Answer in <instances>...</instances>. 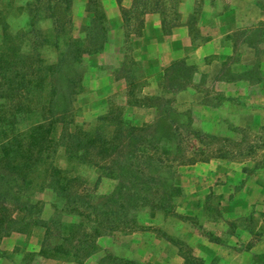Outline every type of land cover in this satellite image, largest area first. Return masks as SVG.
Masks as SVG:
<instances>
[{"label": "rangeland", "instance_id": "1", "mask_svg": "<svg viewBox=\"0 0 264 264\" xmlns=\"http://www.w3.org/2000/svg\"><path fill=\"white\" fill-rule=\"evenodd\" d=\"M53 2L0 0V65L14 61V68L20 69L19 55L35 45L43 63L59 64L69 39L88 45L86 32L94 18L89 4L83 8L80 3L75 12L72 7V23L64 25L63 33L58 35L50 12L62 21L65 17ZM202 3L204 0H196L194 4L192 28ZM259 5L264 10V0H259ZM91 6L98 8L102 4L93 0ZM179 7L180 3L178 12ZM33 14L42 42L26 33ZM221 26L226 28L225 23ZM249 28L218 40L220 48L224 47L220 51L225 59L217 74L208 76L198 70V63L211 60L217 56L214 53L202 60L196 55L178 59L190 67L191 77L184 76L182 82L185 89L196 91L193 99L178 95L182 90L177 88L174 69L148 72L134 48V39L139 37L134 34L130 47L124 40L118 50L106 55L102 50L83 54L73 68L64 63V74L82 78L72 100L70 118L74 121L70 127L77 124L93 128L102 123L100 117L112 112L135 126L137 134L157 138L158 143L156 146L149 141L155 146L139 148L141 167L136 174L141 179L135 185L121 166L108 174L93 163L68 162L61 154L56 163L80 178L77 186L88 194L89 206L107 209L111 216L120 217V226L96 236L92 219L57 212L59 206L55 210L53 205L58 204L56 194L35 186L30 197L31 202H37L35 210L40 206V216L45 220L55 212L59 221L50 223L47 237L45 228L39 226L2 237L0 260L8 264H123L116 258H124L135 264H187L184 255L191 254L203 264L202 255L215 254L213 260L220 264H264V20ZM245 43L255 48L256 61L240 69L236 63ZM51 78L54 85L59 83L55 73ZM246 79L249 82L242 83ZM133 100L142 104H134ZM164 109L170 112L174 126L162 120ZM40 121L41 113L31 114L20 127L39 125ZM166 132L173 136L165 138ZM145 155L150 157L146 163L152 161L157 166H142ZM142 167L146 174L140 172ZM143 178L150 197L134 204L138 196L135 188L140 187ZM162 199L165 202L159 205ZM8 208L7 216L18 215L14 204ZM71 230L74 237L66 240ZM85 234L95 247L90 256L83 258L86 251L77 249L86 243L76 238ZM250 248L253 257L248 260L242 252Z\"/></svg>", "mask_w": 264, "mask_h": 264}, {"label": "trees", "instance_id": "2", "mask_svg": "<svg viewBox=\"0 0 264 264\" xmlns=\"http://www.w3.org/2000/svg\"><path fill=\"white\" fill-rule=\"evenodd\" d=\"M35 1L42 2V0ZM92 2L93 0H88L90 5L88 9L94 11V18L93 26L87 28L86 32L89 42L87 46L80 44L79 40L69 39L59 64L48 65L43 63L40 53L35 50V45L26 54L19 55L18 62L22 63L20 69L14 68V61L0 65V240L11 232H23L28 227L34 226L44 227L47 237L51 232L50 223H58L59 220L54 217L55 212L45 220L40 216L41 207L35 210L37 202L30 201L35 186L56 194L58 204L54 202L53 205L55 210L59 206L57 212L92 219L96 224L93 227L96 236L116 230L120 226L121 218L111 216V212L107 209L89 206L88 194L77 186L80 178L70 175L68 168L58 166L56 159L62 154L68 162L93 163L108 174L117 166H121L123 174L127 175L134 184L140 178L136 174V170L141 167H139V148L157 146V138L146 139L143 135L137 134L135 126L128 125L121 114L116 115L112 112L100 117L102 123L93 128L87 129L77 124L70 127L74 121L70 118L72 100L78 93L77 85H81L82 78L69 72L64 74L61 68L63 69L64 63H67V67L73 68L80 62L83 54L101 51L108 41L104 9L101 6L92 8ZM53 3L61 7L65 17L62 21L53 11L50 12L49 16L59 35L63 33L64 25L72 23L73 0H54ZM179 3L180 0H133L129 8H122L125 42L128 43V47L132 34L141 35L143 17L147 12H159L163 33H170L172 27L180 20ZM136 24L137 28H133ZM34 25L33 14L30 18V28L26 33L33 34L36 39H40V42L44 41L41 39L40 30ZM166 69L168 71L174 69L177 88L185 89L182 80L184 76L191 77L190 67L186 66L183 60H175ZM45 70L48 72L46 73ZM54 73L59 82L55 85L51 78ZM58 77L63 81L60 82ZM147 98L149 97L146 96ZM132 102L142 104L139 100ZM35 113H41L39 125L29 124L22 129L20 124ZM169 113L164 109L161 113L162 120L168 121L169 124L171 122L174 126V120H171ZM170 136H173V133L166 132L165 138ZM149 141L151 143L154 141L155 145H149ZM146 158L149 160L150 157L145 155L141 158L142 166L146 163ZM135 159H138V162H135ZM148 160L147 166H157V163L152 164V161ZM141 169L142 174L147 173L143 167ZM99 181L100 177L96 179L95 184L97 185ZM139 184L140 187L135 188L138 196L134 204L150 197L151 191L145 185V178L140 180ZM155 190L158 192L156 188ZM163 202L165 200H160L159 205ZM10 204L17 207L18 215L7 216L5 211L9 209ZM88 236L85 234L81 238H76L80 243H86L77 249L86 251L82 254L83 258L90 256L95 247L94 241L87 238ZM68 237L66 240L72 239L74 231L71 230ZM0 256H2L1 250ZM184 258L187 264H201L199 259L191 254H185ZM116 259L123 264H135L133 260Z\"/></svg>", "mask_w": 264, "mask_h": 264}, {"label": "crops", "instance_id": "3", "mask_svg": "<svg viewBox=\"0 0 264 264\" xmlns=\"http://www.w3.org/2000/svg\"><path fill=\"white\" fill-rule=\"evenodd\" d=\"M100 1L107 24L108 41L102 49V53L106 55L109 51L118 50L125 40L121 10L122 8H129L133 0ZM195 2L196 0H181L179 7L180 22L172 27L168 35L162 31L159 12H149L144 15L142 34L134 39L133 45L140 54L143 65L148 69V72L154 73V71L168 67L172 61L188 58L191 55H196L198 60H202L214 53L217 56H212L211 60L198 63V70L200 73L208 74V76L217 74L220 72L225 59L220 51L224 47L220 48L218 40L224 39V36L233 32L248 30L252 23L264 20V10L260 8L259 0H204L198 19L192 28V13ZM80 3L84 8L88 0L82 2L73 0L74 12ZM224 23L226 28L221 26ZM196 36L198 41L195 40ZM241 52L240 61L236 63L240 69H245L256 61L255 48L252 46L245 43L242 45ZM243 81L249 82L248 79L242 80V83ZM229 82L233 81L230 80ZM178 95L180 97L190 96V99H193L196 97V91L193 88H188L179 91ZM2 247L4 246L2 245ZM254 247L256 246L252 248ZM242 255L251 260L253 250L250 248L248 251L242 252ZM214 256L215 254L207 257L202 255L203 264H220L213 260ZM8 263L5 259L0 260V264ZM221 263L225 264L224 262ZM228 264L231 263L228 262Z\"/></svg>", "mask_w": 264, "mask_h": 264}]
</instances>
